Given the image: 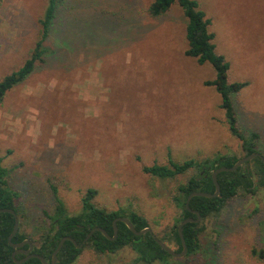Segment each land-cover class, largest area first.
I'll list each match as a JSON object with an SVG mask.
<instances>
[{"label": "rangeland", "instance_id": "rangeland-1", "mask_svg": "<svg viewBox=\"0 0 264 264\" xmlns=\"http://www.w3.org/2000/svg\"><path fill=\"white\" fill-rule=\"evenodd\" d=\"M48 1L0 4V80L30 56ZM57 1L44 60L0 103V156L20 191L24 225L36 239L52 185L71 213L94 187L99 206L136 210L162 234L180 216L172 196L193 172L162 179L144 165L168 163L169 152L178 161L244 156L220 93L205 84L215 68L186 54L188 19L177 3L152 17L153 0ZM198 1L230 62L229 81H248L233 103L239 127L260 133L264 155V0ZM205 224L200 252L170 264H264L252 252L264 248V190L236 195ZM73 264L148 263L127 247L86 248Z\"/></svg>", "mask_w": 264, "mask_h": 264}, {"label": "trees", "instance_id": "trees-1", "mask_svg": "<svg viewBox=\"0 0 264 264\" xmlns=\"http://www.w3.org/2000/svg\"><path fill=\"white\" fill-rule=\"evenodd\" d=\"M3 0H0V4ZM174 3L179 4L188 19L186 36L188 48L186 54L197 59L199 63L210 62L215 68L214 79L205 81L206 85L215 86L221 95V107L225 110L229 129L233 135L241 140V148L244 156L260 151V133L256 130L245 131L239 127L238 116L235 111L233 96L242 88L248 85L247 80L229 81L230 62L224 54L217 51L214 41L215 33L210 30L212 20L206 12L200 8L198 0H153L148 11L152 17H160L170 10ZM57 0H49L43 16L40 19L42 31L40 37L28 58L16 70L5 75L0 80V103L7 92L17 84L24 82L29 74L35 70L38 61H43L48 52L46 41L50 36L52 25L57 13ZM243 157V156H242ZM240 157L236 154H223L217 152L213 156L204 158H187L183 161L175 160L172 154H168V163H153L144 165L143 170L153 176L162 179H172L189 171L193 173L181 182L172 200L180 210V216L172 227L163 231L162 234H155L157 237L170 245L175 242L176 251H182L183 246L178 232V225L188 217H197L186 205L188 196L193 191H206L213 193L216 186L212 174L218 167L232 166ZM3 157L0 156V208L9 207L15 209L20 219L19 230L13 237V242H22L30 239L34 243L33 253L43 255L49 262L52 260L53 252L64 236H72L78 243H82L88 233L97 226L103 227L110 235H113V222L116 218L128 217L137 229L151 227L147 217L136 210H110L99 206L95 202L98 190L94 187L87 189L82 197V208L79 212L71 213L58 188L52 185L54 204L48 208L43 207L42 219L43 230L33 237L24 225L19 205L20 191L14 189L9 182L8 168L3 164ZM220 193L215 197L194 196L190 200V208L201 213L199 222H188L183 226V233L186 239L188 251L186 256L198 254L201 249V233L206 229L205 220L210 217H219L230 200L239 194H254L264 190V159L259 156L244 163L233 171H222L218 174ZM15 224V215L11 212H0V264H19L16 259H22L25 254L18 253L13 258L12 253L16 249L9 242V235ZM118 236L116 239H109L101 231H95L93 235L79 248L71 240H66L60 249L56 264H73L80 257L86 248H93L100 254L116 253L124 248L130 247L137 253V260L148 264H170L173 257L156 240L151 232L136 235L128 225L119 220ZM37 241V242H36ZM25 244L22 248H28ZM253 254L264 259V248H253ZM21 264H43L38 257H30ZM199 264V263H197ZM202 264H209L203 262Z\"/></svg>", "mask_w": 264, "mask_h": 264}, {"label": "water", "instance_id": "water-1", "mask_svg": "<svg viewBox=\"0 0 264 264\" xmlns=\"http://www.w3.org/2000/svg\"><path fill=\"white\" fill-rule=\"evenodd\" d=\"M256 156H259L262 159H264V155L261 152L256 151V152H253V153H251L249 155L240 157L232 166H221V167H218L215 171H213L212 178H213V182H214V184L216 186V189H215V191L213 193L206 192V191H193L188 196L187 201H186V205L192 212L197 214V217L196 218L188 217V218L184 219L182 222H180L179 225H178V232H179V235H180V238H181V242H182V246H183L182 251H176L168 243H166L165 241H163L162 239L157 237V235L154 233V231H153V229L151 227H146V228H143V229H137L135 227V225L133 224V222L128 217L121 216V217L116 218L114 220V222H113V228H114L113 229V231H114L113 235H110L108 233V231L106 229H104L103 227L97 226V227H94L88 233V235L86 236V238L84 239V241L82 243H78L76 241V239L73 238L72 236H69V235L64 236L60 240V242H59L58 246L56 247V249L54 250L53 256H52V260L49 262L43 255H41L39 253H33L34 243L30 239H25L22 242H18V243L12 241L13 237L16 235V233L19 230L20 219H19V216H18L17 212L15 211V209L9 208V207H3V208H0V212H11V213H13L15 215V224H14L13 230L10 233L9 238H8L10 244L13 247L16 248L13 251L12 256H13V258H16V255L18 253L25 254V257H23L22 259H16V261L19 264L25 262L30 257H38L43 262V264H56L57 263L58 253H59L60 249L62 248V246H63V244H64V242L66 240L73 241L76 244L77 247L81 248L84 245V243L93 235V233L95 231H101L109 239H116L117 236H118V232H119L117 222L119 220H121V221L125 222L128 225V227L132 230V232L135 233L136 235H142V234H144L146 232H151L153 234V236L156 238V240L158 241V243L166 251H168V253H170L173 256L182 257L185 254H187V251H188L186 239H185V236H184V233H183V226L186 223H188V222H199L201 220V213L198 210H194V209L190 208V206H189L190 200L192 199V197H194V196L215 197V196L219 195L221 188H220V184H219V181H218V174L220 172H222V171H233V170L237 169L239 166L243 165L244 163L252 160ZM25 244L29 245L28 248H26V249L22 248Z\"/></svg>", "mask_w": 264, "mask_h": 264}]
</instances>
